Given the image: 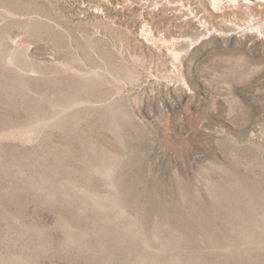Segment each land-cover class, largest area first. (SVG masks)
Segmentation results:
<instances>
[{
	"label": "rangeland",
	"instance_id": "obj_1",
	"mask_svg": "<svg viewBox=\"0 0 264 264\" xmlns=\"http://www.w3.org/2000/svg\"><path fill=\"white\" fill-rule=\"evenodd\" d=\"M0 0V264H264V1Z\"/></svg>",
	"mask_w": 264,
	"mask_h": 264
},
{
	"label": "bare ground",
	"instance_id": "obj_2",
	"mask_svg": "<svg viewBox=\"0 0 264 264\" xmlns=\"http://www.w3.org/2000/svg\"><path fill=\"white\" fill-rule=\"evenodd\" d=\"M256 2L258 1V2H262V1H264V0H255ZM248 3H251V1H247ZM263 3V2H262Z\"/></svg>",
	"mask_w": 264,
	"mask_h": 264
}]
</instances>
